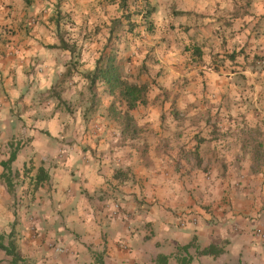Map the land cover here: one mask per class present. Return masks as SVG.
Segmentation results:
<instances>
[{
	"label": "clouds",
	"instance_id": "9594fccd",
	"mask_svg": "<svg viewBox=\"0 0 264 264\" xmlns=\"http://www.w3.org/2000/svg\"><path fill=\"white\" fill-rule=\"evenodd\" d=\"M159 3L148 0L144 4L142 24L158 17L162 31L174 22L176 12L193 26L198 18L205 17L199 20L200 27L210 25L219 30L237 50L255 35L253 30L260 32L264 41V0H163L157 8ZM55 4L56 0L40 4L45 13L40 17L46 26L44 33L53 36L55 26L48 24V17ZM218 19L222 23H217ZM97 22L94 15L89 27ZM80 23L78 14L77 29L72 31H78ZM224 23H232L233 27L226 29ZM205 35L211 37V32ZM143 40H148L147 35ZM104 43L90 49L93 60L88 70L92 73H96L95 61L101 59ZM210 43L218 45L214 37ZM113 47L115 40L104 53L105 69ZM238 60L236 71L247 79L237 87L233 83L237 76L231 74L233 65L228 64L229 72L220 77L221 84L228 86L221 89L225 100L221 101L216 92L206 97L200 87L192 85L179 105L176 97L180 94L169 92L173 99L151 120L146 118V110L133 114V105L124 109L116 105L108 112L110 120L100 122L104 132L95 135L85 122L95 117H88L84 109L96 113L97 105L88 104V81L77 79L78 85H83L78 88L83 95L73 98L75 119L63 115L59 118L63 131L55 137L49 134L48 143L61 146V150L43 160L42 166L59 164L67 169L71 158V170L88 169L95 177V188L67 198L63 216H75V221L62 219L54 212L55 223L32 220L25 206L18 223L5 202L0 201V257L6 258L5 264H199L200 257H209V264H214L221 256L225 258L223 264H264V147L250 146L245 138V133L264 134V74L253 72L243 57ZM232 90L237 94L233 96ZM150 103L155 104V99ZM221 103L224 109L217 115L212 109ZM52 118L51 114L34 116L28 131L10 142L11 152H23L25 164L34 157L40 159L35 137L47 133V129L35 127V120ZM97 136L102 137L98 147L92 143ZM199 142H207L206 155L209 150L213 153L207 163L197 152ZM65 144L70 148L63 149ZM85 144L92 145L95 155L83 150ZM11 171L14 175L17 170ZM4 173L0 168V176ZM74 178L81 185L87 179ZM123 186L128 187L127 193L113 191ZM3 187L0 183V190ZM100 193L105 194L103 203L99 202ZM16 195L20 204L26 205L23 188ZM81 198L89 202L83 211L79 207ZM189 204L209 209L212 214L201 213L199 219L183 221V226L177 227L170 212L182 217ZM217 210L220 218L213 220ZM45 231L55 234L54 250L39 243Z\"/></svg>",
	"mask_w": 264,
	"mask_h": 264
},
{
	"label": "crops",
	"instance_id": "0c3cea01",
	"mask_svg": "<svg viewBox=\"0 0 264 264\" xmlns=\"http://www.w3.org/2000/svg\"><path fill=\"white\" fill-rule=\"evenodd\" d=\"M64 1L71 2L74 0H56V4L53 6V14L48 17V24L55 26L53 36L51 33H44L46 26L40 18L45 15L44 11L40 9L43 0H0V136L4 137V140L0 141V168L5 170V176H0V183L4 185L3 190H0V201L5 202L8 211H12L13 215L17 217L18 223L25 206L32 220H43L48 224L55 223V218L52 216L54 212L56 216L62 219L75 221V216H67L66 218L63 216L64 210L68 207L67 198L70 196L75 197L85 191H92L95 188V177L90 175L88 169L79 172L71 170V158L67 169L61 168L59 164L51 168H48L47 165L42 166L43 160L50 159L53 154L61 150V146H53V144L48 143V135L55 137L63 131L59 119L62 115L71 117L64 110L62 112V108H55L51 97L50 99L45 98V92L58 82L69 65V51L57 47L60 44L58 37L60 21L56 20L54 14L59 2ZM60 8L63 11L66 10L64 6ZM37 9H40V11L37 12ZM174 18L172 24L175 28L183 25L184 29H188L191 50L195 51L198 56L193 60V63L192 61L188 63L190 58L183 61L181 55L178 56V59L176 56V60L169 59V62L175 61L177 65L167 64L163 66L167 69L164 77L160 78L159 82L163 89L156 94L159 99L164 100L163 104H151L146 107L142 106L143 108L137 107L130 110L133 114H136L138 110H146L147 119L157 118L160 108L167 106L168 101L173 99V96L168 94L169 92L180 94L176 97V102L179 105L183 100V93L192 85L200 87L206 97L216 92L220 94L219 99L221 101L225 100L226 97L221 89L228 86L221 84L220 77H222V74L229 72L228 64L233 65L231 74L237 76V80L233 82L237 87L247 79L236 71L240 67L238 57H243L244 63L248 64L253 72L259 71L264 74V64L259 63L260 60H264V41L261 40L262 34L260 32L253 30L255 35L249 36L244 43V47L237 50L235 46L230 45L228 36L223 35L219 30L212 28L210 25L200 27L199 20L205 17L198 18L195 26L187 23L186 18L180 14L174 16ZM217 23H222V20L218 19ZM223 26L226 29L233 27L232 23H224ZM206 32H211V37L215 38L218 45L210 43L211 37L206 36ZM81 35L83 34L81 33ZM80 41L82 40L80 39ZM166 41L169 43V40ZM168 54L166 57H169ZM178 77L181 79L178 80ZM189 77H191V80H189ZM231 94L234 96L237 92L232 90ZM207 107L208 105L205 103V108ZM223 109L224 105L221 103L219 108H213L212 110L220 115ZM39 114H51L53 117L47 120H35V127L47 129L46 134L35 137L40 159L34 157L28 164H25L23 152H17L15 159L5 168L2 162L7 160L11 154L10 142L14 143L18 137L26 133L28 126L33 124V117ZM74 115L75 113H73ZM73 119L75 118L73 117ZM109 120L107 119V121ZM88 126V130L93 135L104 132L103 125H96L97 130L94 129L92 124ZM101 138L97 136L92 143L98 147V140ZM245 138L250 146L261 145L264 147V134L245 133ZM206 143L199 142L197 152L207 163L208 157L213 156V153L209 150L207 155L205 154ZM68 148H70V145H63V149ZM83 150L95 155V150L90 144H85ZM212 166L215 167L216 163L213 162ZM45 168H48V170L45 171ZM12 169L17 170L14 175ZM39 175L40 177L44 175V178L38 179ZM85 176L87 179H85L83 185L78 179L74 178ZM89 181L93 182L90 183ZM66 184L68 187L64 188L63 186ZM20 188H23V198L26 205L20 204V199L16 195ZM113 191L123 195L129 189L127 186H123L121 189H113ZM104 195V193H100V203H103ZM88 203L87 200L81 198L80 210L83 211ZM8 205H11V207H8ZM201 213L212 214L209 209L201 208L196 204H189L182 217L170 212V218L173 219V223L177 227H182L183 221L191 223L194 219H199ZM219 218L220 213L217 210V214L213 215V220ZM88 227H91V225ZM20 230H23L22 224ZM54 235L53 232L45 231L39 243L54 250L57 246ZM45 240H48L47 244H45ZM192 254L195 255V253ZM5 259L0 257V264H5ZM224 259L221 256L214 264H223ZM209 260V257H200L199 264H209ZM45 264H47V261Z\"/></svg>",
	"mask_w": 264,
	"mask_h": 264
},
{
	"label": "rangeland",
	"instance_id": "374dc122",
	"mask_svg": "<svg viewBox=\"0 0 264 264\" xmlns=\"http://www.w3.org/2000/svg\"><path fill=\"white\" fill-rule=\"evenodd\" d=\"M123 2V0H94V2L74 0L59 2L58 4L57 12L55 11L54 14L56 20L60 21L58 33L62 34L71 44L68 50L70 56L68 66L71 67V72L63 83H56L45 92V98L50 99L51 97L54 102L53 106L62 108L71 117L75 118V115L73 116L75 113L72 106L73 98L77 95H83L82 92L78 91V88L83 87V85H78L77 79L85 80L80 73L88 70V65L93 60V53L90 49L95 48L101 41H105V43L102 45L100 55L108 52L109 45L113 44L115 40L116 47H113L111 52L115 55L116 61L119 57L120 62L118 64L121 65V73L126 80L136 84H148L147 102L143 107L151 105L150 101L153 99H155L154 105L163 104L164 100L159 99L156 94L163 89L159 85L160 78L164 77L167 70L163 66L176 64L175 61L169 62V59L176 60V56L178 59V56L181 55L183 61L190 58L188 63L191 61L193 63V60L198 56L195 51L191 50L189 31L184 29L183 25L175 28L171 22L166 29L161 31L162 21L158 17L153 18L150 24H142L140 21L141 9L148 0H127L126 5ZM162 3L163 0H160L156 7L159 8ZM61 6H64L66 10L59 9ZM133 11H135V15H133ZM100 13H103V17L100 16ZM78 14L81 19L79 29L72 31L77 29ZM94 15L98 22L89 27V22L93 20ZM176 15L179 14L173 12V16ZM65 20L67 21L66 24H64ZM67 33L69 34L67 35ZM77 33L78 35H76ZM145 35L148 37L146 42L143 40ZM166 40H169V43ZM141 48L144 49L143 52ZM149 53L152 59H149ZM167 54L169 57H166ZM93 91L95 95H98V98L94 99L88 90L90 94L88 104H96L97 112L91 113L85 108L84 111L88 117H95V119L86 118L85 122L87 125L92 124L97 130L96 125H102L100 123L102 120L110 119L107 108L112 97L107 94L105 85L100 82L93 87ZM57 93L60 94L61 101H58Z\"/></svg>",
	"mask_w": 264,
	"mask_h": 264
},
{
	"label": "trees",
	"instance_id": "16d2710c",
	"mask_svg": "<svg viewBox=\"0 0 264 264\" xmlns=\"http://www.w3.org/2000/svg\"><path fill=\"white\" fill-rule=\"evenodd\" d=\"M123 1V4H125L127 0ZM58 37L60 44L57 47L69 50L71 45L69 44V41L66 40L62 34H58ZM100 56L101 59L95 61L97 66L96 73H92L89 70L80 73L82 78L88 81L87 88L92 93L93 98H98V95H95V92L93 91V87H95V85L100 82L105 85L107 94L112 97V101L107 108L108 112L110 110H115L116 105H119L121 109H124L129 108V105L131 104L133 107H131L130 110L144 106L147 102L148 84H136L126 80L121 73V65L117 63L115 55L112 52L107 58L108 67L106 69L103 67L104 54ZM70 72L71 67L68 66L66 72L62 75L57 83H63L66 80V77L70 75ZM56 97L58 101L62 100L60 94L57 93ZM15 157L16 153L11 152L7 160L2 162L3 166L6 168L7 165L15 159ZM42 178H44V175L41 177L39 175L38 179Z\"/></svg>",
	"mask_w": 264,
	"mask_h": 264
},
{
	"label": "built area",
	"instance_id": "2783aa9c",
	"mask_svg": "<svg viewBox=\"0 0 264 264\" xmlns=\"http://www.w3.org/2000/svg\"><path fill=\"white\" fill-rule=\"evenodd\" d=\"M259 63H264V60H263V59H262V60H260V61H259Z\"/></svg>",
	"mask_w": 264,
	"mask_h": 264
}]
</instances>
